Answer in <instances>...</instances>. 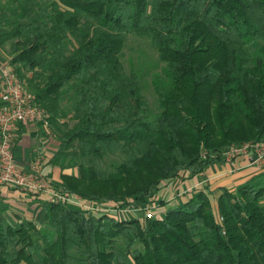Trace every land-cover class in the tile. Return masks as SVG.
<instances>
[{
	"label": "trees",
	"instance_id": "obj_1",
	"mask_svg": "<svg viewBox=\"0 0 264 264\" xmlns=\"http://www.w3.org/2000/svg\"><path fill=\"white\" fill-rule=\"evenodd\" d=\"M0 30L18 78L62 120L53 158L77 172L61 176L63 195L145 214L167 184L264 144V0H7ZM129 36L164 64L152 120L141 76L124 71ZM216 192L150 220L45 202L43 226L0 218V264H264V173Z\"/></svg>",
	"mask_w": 264,
	"mask_h": 264
},
{
	"label": "crops",
	"instance_id": "obj_2",
	"mask_svg": "<svg viewBox=\"0 0 264 264\" xmlns=\"http://www.w3.org/2000/svg\"><path fill=\"white\" fill-rule=\"evenodd\" d=\"M3 33L5 31L0 30V36ZM2 46L4 45L0 41V68L6 64L5 49ZM57 126L55 123L47 128L41 125L28 128L19 126L14 145L17 165L23 171L30 172L32 164L39 161L43 175L53 186L61 185L63 174L77 175L76 171L67 168L68 157L67 159L65 156L62 157L58 163L53 158L62 134ZM261 173H264V169L249 168L244 159L236 160L232 166L217 164L209 168L202 177L184 176L167 184L156 194L157 203L155 204L162 202L164 209L174 210L183 205V201H189L199 191L210 193L214 203L218 195L217 189L223 187L234 191ZM45 202L42 196H30L19 190L0 186V218L15 228L27 223L38 226L39 220L44 221L45 214L42 206Z\"/></svg>",
	"mask_w": 264,
	"mask_h": 264
},
{
	"label": "built area",
	"instance_id": "obj_3",
	"mask_svg": "<svg viewBox=\"0 0 264 264\" xmlns=\"http://www.w3.org/2000/svg\"><path fill=\"white\" fill-rule=\"evenodd\" d=\"M41 125L50 126L47 112L37 103L35 96L29 92L24 83L11 68H0V186L19 190L30 196H42L49 201L67 203L78 210L94 215H106L119 221L128 220V216L138 214L141 220L155 219L159 213V204H150L138 212L128 209H115L113 203L88 202L75 196H67L52 189V184L43 175L41 163L35 161L30 172L23 171L16 162L14 145L19 126L28 128ZM205 157V154L203 155ZM216 157V156H214ZM213 157V158H214ZM220 157L228 165L238 159H244L247 167L264 169V144L245 143L230 148ZM177 180V179H176ZM175 181V180H174ZM141 211V210H140ZM136 216V215H135ZM137 218V217H136ZM220 222L222 219L219 218Z\"/></svg>",
	"mask_w": 264,
	"mask_h": 264
},
{
	"label": "rangeland",
	"instance_id": "obj_4",
	"mask_svg": "<svg viewBox=\"0 0 264 264\" xmlns=\"http://www.w3.org/2000/svg\"><path fill=\"white\" fill-rule=\"evenodd\" d=\"M3 2H6L7 0H0ZM5 33H3L0 36V41L4 46H2L5 49V58L4 60L6 61L5 67L11 68V69H18L15 67H12L10 65V48H11V40L6 38ZM253 49V48H252ZM122 62L124 65V71L125 74L128 75L131 71H136L142 79L141 82V93L142 95L146 98L148 102V119L152 120L155 115L158 113V102H157V97L155 94V91L152 86V79L155 74L162 75L163 74V69H164V64H162L159 59L157 52L151 47L150 43L146 39H141L137 38L135 36H129L128 37V42L126 44L125 49L123 50V55H122ZM62 120L57 121L58 130L60 133H64V129L61 127V122ZM51 125V123H50ZM216 155H213V157ZM68 156H65V159H67ZM68 161L67 165H69V159L66 160ZM115 163V158H108L104 162L100 164V166L103 169L112 171L113 165ZM72 171H76V169H73ZM56 186L52 185V189L55 190ZM15 190V189H13ZM184 200V199H183ZM186 203L183 201V204ZM262 206L264 207V198L261 201ZM115 209L118 208V203L113 204ZM178 209V208H176ZM168 209L159 210L160 214L163 216L164 212L167 211ZM163 211V212H161ZM135 215L128 216V220L133 219L135 217H140L138 214L134 213ZM101 215V214H98ZM38 221V227L43 226L45 222Z\"/></svg>",
	"mask_w": 264,
	"mask_h": 264
}]
</instances>
